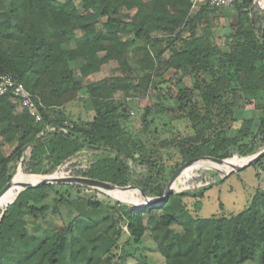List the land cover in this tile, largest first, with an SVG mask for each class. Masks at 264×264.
Here are the masks:
<instances>
[{"label":"trees","instance_id":"16d2710c","mask_svg":"<svg viewBox=\"0 0 264 264\" xmlns=\"http://www.w3.org/2000/svg\"><path fill=\"white\" fill-rule=\"evenodd\" d=\"M234 6L236 21L220 45L213 28L225 9H193L190 0H0V75L22 83L42 115L36 121L15 97L0 95V191L16 175L52 178L58 166L86 149L101 155L60 177L102 181L138 200L158 198L189 159L203 157L211 165L216 163L210 158L233 159L238 166L264 150V116L257 124L235 116L259 101L264 107V9L256 0ZM137 43L133 67L129 52ZM78 60L81 79L69 68ZM113 61L122 73L83 83ZM187 76L192 85L183 82ZM83 89L87 97L78 95ZM151 89L167 101L142 116L143 129L158 138L148 149L123 126L129 107L115 98ZM77 98L95 111L91 120H71L61 108ZM154 107L170 110L171 120L188 122L190 131L174 128L160 137L148 119ZM252 166L264 173V156ZM202 168L185 170L162 204L115 200L105 215L89 210L101 206L81 195L89 187L18 188L17 198L0 206V264H246L264 246V190L258 188L240 212L201 217V199L215 182L195 183ZM59 204L79 213L65 226L43 227ZM151 252L162 260H153Z\"/></svg>","mask_w":264,"mask_h":264},{"label":"rangeland","instance_id":"374dc122","mask_svg":"<svg viewBox=\"0 0 264 264\" xmlns=\"http://www.w3.org/2000/svg\"><path fill=\"white\" fill-rule=\"evenodd\" d=\"M197 11V10H194ZM226 15L224 16L222 13H219L215 20V26L213 28L214 39L220 45H224V35L228 34L232 30L231 24L236 21L237 10L235 6H230L225 9ZM235 20V21H234ZM199 32V31H198ZM123 38H128L123 36ZM178 46H180L181 42H177ZM139 43L135 44L130 48L129 52V61L133 67H137V53L135 52V47H137ZM69 47H74V43L71 42ZM170 51H167L165 56H169ZM80 62L73 61L69 64V68H73L75 74L78 78L81 77V73L79 70ZM118 63L116 61L109 62L106 64L105 68L101 69L98 73L94 74L93 77L82 79L83 83H88L92 80H97L100 78H104L106 76H111L114 74L122 73V70L118 68ZM168 74H172V72H168ZM183 82L186 85H192L194 83V78L191 76H187L183 78ZM78 95L80 97H87V90L83 89L79 91ZM117 101L126 102L129 107L128 117H124L122 119L123 126L130 131L132 134H137L141 139L142 143L148 148H153V144L158 140L154 136V133L146 132L143 129V114L147 107H152L156 104H160L162 102V95L159 94L156 90L151 89L148 92L140 91L139 93L132 92L130 96H127L124 93L117 94ZM167 101V100H165ZM167 105L171 106V102ZM65 110L66 114L71 120H81V121H89L95 116L94 110H87L84 104L77 98L73 102L69 103L65 107H61ZM127 111V107L125 108ZM153 113L148 116L150 119L152 129H157V134H160V137H168L171 135V131L169 130L178 128L180 133H188L190 131L188 122L183 120H171V113L169 111H162L158 107H154L152 109ZM161 111V112H158ZM236 118L238 122L243 119H252L256 124L258 121L264 116V107L263 102L259 101L256 105L250 104L248 106H243L236 111ZM70 121H68L69 123ZM156 134V133H155ZM6 152L9 154L12 152L13 148L5 147ZM231 152L236 153V147H232ZM173 151L166 152L165 154H173ZM101 155L100 153L90 152L86 149H80L73 156L69 157L65 163L58 166L56 172L53 177H60V174L63 170L70 171L74 168H86L91 164V160L97 156ZM44 164L46 168L51 166L48 160H44ZM217 169L214 167H206L202 168L201 176L198 179H195V183H200L201 180H204L206 183L211 181H215L214 185L209 188L205 196L201 199V208L198 211V215L201 217H212L213 215H219L221 213L228 212H240L242 211L249 203L251 196L256 192L258 188L264 190V173L256 169L254 166L250 165L241 170L234 171L231 174L224 176L222 172H229L234 168L233 159L226 160L223 164L215 165ZM170 168L167 170V175L169 176L171 173ZM260 174V175H258ZM44 175V174H40ZM13 179L20 181H28V182H36L38 181L37 177H28V176H15ZM198 180V181H197ZM180 185V183L178 184ZM174 185V186H178ZM20 187H13L12 189L4 192L7 196V201H12L16 195L15 190ZM118 197L131 201H139L135 199L132 193L126 189L116 191ZM83 196L90 198L92 200H98L101 203L99 208H90L93 213L105 215L109 209L112 208L115 202V198L107 195L101 191L92 190H83ZM55 198V194L51 195L49 199V203H53L52 199ZM58 198V197H56ZM6 201V202H7ZM5 202V203H6ZM193 202H190L192 204ZM79 213L76 211L70 214V209L66 205L59 204L57 212H54L51 208L48 216L42 223L43 227L46 226H54V227H62L67 225L73 218ZM34 224H28L27 228L29 231H33ZM176 229H180L178 226H175ZM123 229L127 231L126 225H123ZM127 238V234L124 233L121 241ZM152 259L155 261H161V256L156 252H151ZM132 260H128L126 264H133ZM246 264H264V246H262L258 252L255 254L254 259L248 261Z\"/></svg>","mask_w":264,"mask_h":264},{"label":"water","instance_id":"95a60500","mask_svg":"<svg viewBox=\"0 0 264 264\" xmlns=\"http://www.w3.org/2000/svg\"><path fill=\"white\" fill-rule=\"evenodd\" d=\"M256 2L260 5V7L262 9L263 6L258 2V0H256ZM264 156V150H262L260 153H258L255 157L245 161L244 163H242L241 165L238 166H234V168L229 171V172H222L224 176H227L229 174H231L234 171H238L241 170L247 166H250L252 164H255L259 159H261ZM207 161L206 159H204L203 157H195L192 159H189L188 161H185L184 163H182L174 172V174L172 175V177L170 178L167 188H166V192L165 195L163 197H158V198H150V197H143L141 198L140 202L137 203H130V202H124L130 205H146V204H162L163 202L167 201L170 194L173 193L176 188L174 187L175 183L177 182L178 177H180V175L187 169L196 166V165H206L207 167L209 166V164H206ZM209 162H213L216 164H221L223 162L219 161V160H215V159H208ZM215 169H217L216 167H214ZM52 183H70V184H79L85 187H89L98 191H101L107 195L112 196L113 192L116 191L118 189V187L115 186H111L105 182L102 181H98L95 179H91V178H86V177H73V176H66V177H52V178H46L43 180H39L36 182H28V181H20V180H15L12 179L10 182H8L6 184V186L2 189V191H0V200L1 197L5 194L4 192L12 189L13 187H20L19 192L24 189V188H31V187H37V186H41V185H46V184H52ZM18 192V193H19ZM18 196V195H17ZM16 196V198H17ZM15 198V199H16ZM14 199V200H15ZM14 200L12 201H7L6 203H2L0 202V206L4 205V204H10L12 203ZM119 200V199H116ZM121 201V200H119ZM123 202V201H122Z\"/></svg>","mask_w":264,"mask_h":264},{"label":"built area","instance_id":"2783aa9c","mask_svg":"<svg viewBox=\"0 0 264 264\" xmlns=\"http://www.w3.org/2000/svg\"><path fill=\"white\" fill-rule=\"evenodd\" d=\"M238 0H190L193 9H199L203 5H208L214 9H226ZM9 94L15 97L23 109H27L36 121L42 120L37 104L32 93L22 84L18 83L12 75H0V95Z\"/></svg>","mask_w":264,"mask_h":264},{"label":"bare ground","instance_id":"6f19581e","mask_svg":"<svg viewBox=\"0 0 264 264\" xmlns=\"http://www.w3.org/2000/svg\"><path fill=\"white\" fill-rule=\"evenodd\" d=\"M258 2H259V3L263 6V8H264V1H263V0H258ZM206 164H209L208 167H215V165H211L210 163H207V162H206ZM216 165H218V164H216ZM196 166H205V167H207L206 165H196ZM193 167H195V166H193ZM193 167H191V168H193ZM191 168H189V169H191ZM189 169H187V170H189ZM112 197H114L115 199L122 200L123 202H130V203H137V202H140V201H141V200H139V201L135 202V201H131V200L122 199V198H120V197L117 196L116 191L113 192ZM7 200H8V199H7V196L4 194V195L1 197L0 202L5 203Z\"/></svg>","mask_w":264,"mask_h":264}]
</instances>
